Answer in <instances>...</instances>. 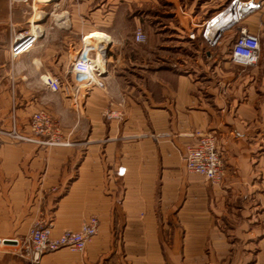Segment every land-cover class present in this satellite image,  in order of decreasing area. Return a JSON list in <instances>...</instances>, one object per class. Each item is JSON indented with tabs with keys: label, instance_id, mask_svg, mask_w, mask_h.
Returning a JSON list of instances; mask_svg holds the SVG:
<instances>
[{
	"label": "crops",
	"instance_id": "crops-1",
	"mask_svg": "<svg viewBox=\"0 0 264 264\" xmlns=\"http://www.w3.org/2000/svg\"><path fill=\"white\" fill-rule=\"evenodd\" d=\"M137 1L142 13L130 4L119 16L118 0H0V100L20 99L18 115L48 112L73 143L39 148L9 136L27 135L26 124H0V228L46 222L58 236L98 219L82 253L39 264H264V0L242 24L263 47L247 67L230 58L236 29L215 47L201 36L229 0ZM137 26L142 45L128 38ZM27 30L37 45L9 59L11 36ZM90 35L98 63L121 73L75 98L51 91L42 77L71 82ZM202 134L223 160L220 185L185 169L184 148ZM0 264L29 263L12 254Z\"/></svg>",
	"mask_w": 264,
	"mask_h": 264
},
{
	"label": "built area",
	"instance_id": "built-area-1",
	"mask_svg": "<svg viewBox=\"0 0 264 264\" xmlns=\"http://www.w3.org/2000/svg\"><path fill=\"white\" fill-rule=\"evenodd\" d=\"M261 3V0H229L225 6L203 23L201 36L208 46L215 47L224 32L236 29V34L231 42L230 58L234 63L244 67L254 65L260 58L259 37L250 33L242 24L250 14L260 9ZM210 29L215 31L213 38L209 37ZM134 39L136 42H141L144 40V35L137 31L134 34ZM38 40L39 35L35 30L20 34L10 47V55L18 57L28 53L35 48ZM71 65V74L74 76L72 88L63 87L56 77L48 74L42 77L43 84L53 92L61 91L73 98L81 95L82 92L87 93L93 88H106L108 73L99 65L98 53L91 46L83 45L73 58ZM29 129L32 134L30 136L23 135L15 129L8 134L12 140L42 146L70 147L73 145L70 141L62 140L58 128L51 124L48 116L43 112H36L32 115ZM182 159L188 173L199 175L212 185L222 183L225 167L213 136L202 134L196 143L186 145ZM123 174V169L117 171V175ZM98 225V219L92 216L82 223L78 230H65L58 236H54L50 223H37L24 238L11 240L14 245V254L29 264H39L44 254L60 249H66L72 253H82L97 234Z\"/></svg>",
	"mask_w": 264,
	"mask_h": 264
},
{
	"label": "rangeland",
	"instance_id": "rangeland-1",
	"mask_svg": "<svg viewBox=\"0 0 264 264\" xmlns=\"http://www.w3.org/2000/svg\"><path fill=\"white\" fill-rule=\"evenodd\" d=\"M119 1V16L123 15V13L126 11L127 12V6L131 4V9L133 11L134 14H139V13H142L143 11V6L141 5V3H136V2H140V1H137L135 3H132L131 0H118ZM131 2V3H130ZM170 9L168 8L167 6V9L166 11H169ZM131 12V11H130ZM128 17V15H127ZM126 19V17H125ZM121 21V20H120ZM125 21V20H124ZM128 20L125 24H127L126 26L129 28L130 24H128ZM203 25V24H202ZM132 28V27H131ZM201 30H202V26H201ZM29 31V30H27ZM25 31V32H27ZM137 31H140L143 35H144V40L141 41V42H136L135 39H134V34L137 32ZM24 32H21L19 34H17L19 37L20 34H23ZM236 34V30L233 31V36L232 38L234 37V35ZM16 36V35H15ZM15 36H11V41H10V45H9V54H10V47L12 45V43L14 42L13 38ZM93 36L94 35H90L89 37H87V43H85V45H89L91 46L93 49L95 48L96 51L100 52L99 50H97L96 48V44L94 45L93 44V41H91L90 39H93ZM133 36V37H132ZM132 37V40L135 44H143L146 42L147 40V37H146V34L144 32V29L140 26H137V27H134V29H132L131 33L128 35V38ZM8 38H9V35L5 33V31L1 32L0 31V44L1 43H4V42H7L8 41ZM231 38V39H232ZM13 40V41H12ZM91 41V42H90ZM140 45V46H141ZM83 47V46H82ZM260 48H261V52L260 54L262 53L263 51V47L260 45ZM79 52V51H78ZM93 52L91 51V54ZM76 54H74L72 57H71V60H70V70H69V73L70 75L72 76V81L71 82H68L66 84H63V87H66V88H72L73 84H74V76L71 74V69H72V61H73V58H75ZM12 58H16V57H12L11 55L9 56V59H12ZM115 62V58L113 60ZM116 63L120 65V63H122V59L121 58H118L116 59ZM11 66H12V60L10 62ZM101 66V68L106 71L108 74H111L112 72L107 70L103 65L102 63L99 64ZM121 68L120 66L115 70L114 69V72L113 73H121ZM107 85L108 82H106ZM12 85V84H11ZM106 85V86H107ZM24 86V84H23ZM25 89L29 90L30 87H29V84L25 86ZM99 89V88H98ZM64 93V92H63ZM67 95V94H66ZM70 96V95H69ZM22 101V100H21ZM18 102L20 103V99H18L17 97H15L14 95H12L9 99L7 100H0V124L1 123H7V124H11V125H14L15 128L17 129L18 127L20 128V130H25V124L27 126V130L23 131V132H26L28 133L27 136H30L32 135L30 133V129H29V124H30V121H31V117L34 113L36 112H43L44 114H46L51 122V124L55 127L58 128L60 134H61V138L62 140L64 141H69L63 130L61 129L59 123L53 119V117L46 111L40 109V110H36L35 112H33L32 114H26V115H18L17 114V110H18ZM19 141V140H18ZM22 142H25V141H22ZM14 142H12L13 144ZM29 143V142H27ZM31 144H34V143H31ZM36 145L37 147L39 148H43V149H51V148H54V147H62V146H52V147H48V146H42V145H38V144H34ZM219 151V150H218ZM222 159V158H221ZM223 161V160H222ZM224 164V163H223ZM225 167V166H224ZM190 174V173H189ZM192 175H195V174H192ZM199 176V175H197ZM201 177V176H200ZM203 178V177H202ZM204 179V178H203ZM205 180V179H204ZM207 181V180H205ZM208 182V181H207ZM209 183V182H208ZM210 184V183H209ZM212 185V184H211ZM220 185V184H219ZM35 226V225H34ZM33 227V226H32ZM32 227H23V228H20V229H12V228H0V232L2 233V235L0 234V256L2 255H12L14 254V248H12V245L13 243H4L3 240L4 239H7V240H13V239H22L24 238L28 232L31 230ZM4 233V234H3Z\"/></svg>",
	"mask_w": 264,
	"mask_h": 264
},
{
	"label": "water",
	"instance_id": "water-1",
	"mask_svg": "<svg viewBox=\"0 0 264 264\" xmlns=\"http://www.w3.org/2000/svg\"><path fill=\"white\" fill-rule=\"evenodd\" d=\"M214 35H215V31H214V29H210V36H209V37H210V38H213ZM3 242L7 244V243H11V242H13V241H11V240H7V239H4Z\"/></svg>",
	"mask_w": 264,
	"mask_h": 264
},
{
	"label": "bare ground",
	"instance_id": "bare-ground-1",
	"mask_svg": "<svg viewBox=\"0 0 264 264\" xmlns=\"http://www.w3.org/2000/svg\"><path fill=\"white\" fill-rule=\"evenodd\" d=\"M92 41H94V40H92ZM91 42V41H90ZM99 61V60H98ZM14 247V245H12V248Z\"/></svg>",
	"mask_w": 264,
	"mask_h": 264
},
{
	"label": "trees",
	"instance_id": "trees-1",
	"mask_svg": "<svg viewBox=\"0 0 264 264\" xmlns=\"http://www.w3.org/2000/svg\"><path fill=\"white\" fill-rule=\"evenodd\" d=\"M235 36V35H234ZM234 39V37L232 38V40ZM232 42V41H231Z\"/></svg>",
	"mask_w": 264,
	"mask_h": 264
}]
</instances>
